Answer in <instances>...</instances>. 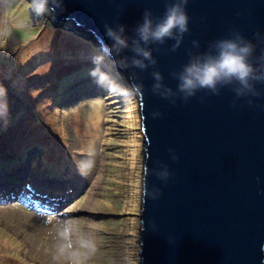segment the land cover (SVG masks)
I'll list each match as a JSON object with an SVG mask.
<instances>
[{
    "label": "rangeland",
    "instance_id": "rangeland-1",
    "mask_svg": "<svg viewBox=\"0 0 264 264\" xmlns=\"http://www.w3.org/2000/svg\"><path fill=\"white\" fill-rule=\"evenodd\" d=\"M29 5L0 0V264H141L139 96L99 88L91 32Z\"/></svg>",
    "mask_w": 264,
    "mask_h": 264
},
{
    "label": "water",
    "instance_id": "water-1",
    "mask_svg": "<svg viewBox=\"0 0 264 264\" xmlns=\"http://www.w3.org/2000/svg\"><path fill=\"white\" fill-rule=\"evenodd\" d=\"M168 2L63 0L54 20L58 26L73 21L109 43L105 23L124 24L131 37L146 9L156 19ZM186 12L189 31L175 51L174 40L152 44L155 65L120 69L144 86L139 105L150 195L142 194L141 264H264V83L255 85L259 95L238 96L236 84L219 86L215 94L198 91L187 101L176 92V74L190 56L210 51L219 39L239 34L260 54L264 0H188ZM121 56L130 62L132 53ZM157 70L163 76L159 94L152 91ZM169 88L170 98H162ZM142 180L144 186V174Z\"/></svg>",
    "mask_w": 264,
    "mask_h": 264
},
{
    "label": "clouds",
    "instance_id": "clouds-1",
    "mask_svg": "<svg viewBox=\"0 0 264 264\" xmlns=\"http://www.w3.org/2000/svg\"><path fill=\"white\" fill-rule=\"evenodd\" d=\"M188 0H170L166 4L163 16L154 19L152 12L146 9L143 13L142 22L138 23L134 29V35L129 37L125 34V25L118 23L115 27L104 24L105 36L109 43L103 40L98 42L92 34V38L100 44L99 51L92 57L94 67L89 69L88 75L94 83L101 89L110 93H118L126 98H132L143 94V84H138L132 79L127 85H120L111 75L109 70H105L106 57L113 54L117 57L113 62L115 67L126 70L128 67L147 69L150 65L156 64V59L152 55L149 45L164 44L166 40H174L172 50L175 51L183 40V36L189 31V16L186 12ZM30 12L33 17L40 19L45 15H51L55 19L57 9L64 11L63 0H30ZM259 36V34H257ZM198 45L197 41H193ZM125 50L132 53L131 61L128 57L121 56ZM153 78L158 83L153 85L152 91L159 94L157 90L161 87L162 74L157 70L153 72ZM176 92L187 101L196 95L198 91L208 90L218 93V87L236 84L237 95L245 93L259 95L255 91L257 83H264V49L256 55V45L252 41L237 34L235 38L226 37L215 41L210 51L191 55L188 62L176 74ZM3 92V89H0ZM172 89L169 88L162 98H170ZM174 95V94H173ZM175 103V100L172 101ZM153 117L160 115L154 112ZM175 155L173 159H177ZM143 197L150 195L146 185L148 168L144 170ZM169 172L163 174L166 179ZM159 193H153L155 199Z\"/></svg>",
    "mask_w": 264,
    "mask_h": 264
},
{
    "label": "bare ground",
    "instance_id": "bare-ground-1",
    "mask_svg": "<svg viewBox=\"0 0 264 264\" xmlns=\"http://www.w3.org/2000/svg\"><path fill=\"white\" fill-rule=\"evenodd\" d=\"M63 21H60V23H62ZM67 22V21H66ZM141 111V110H140ZM13 181V180H12ZM11 181V182H12ZM13 183V182H12ZM4 186H8L6 183H5V185ZM3 185H2V183H0V190H2V188L4 187ZM18 186V185H17ZM9 187V186H8ZM16 189H17V187H16ZM8 190H11V189H8ZM7 190V191H8ZM4 193V192H3Z\"/></svg>",
    "mask_w": 264,
    "mask_h": 264
}]
</instances>
